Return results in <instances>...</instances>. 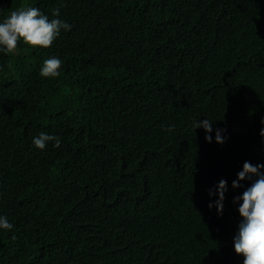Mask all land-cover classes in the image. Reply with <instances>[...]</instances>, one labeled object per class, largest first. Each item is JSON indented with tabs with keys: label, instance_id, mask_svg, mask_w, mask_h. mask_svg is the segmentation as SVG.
<instances>
[{
	"label": "trees",
	"instance_id": "obj_1",
	"mask_svg": "<svg viewBox=\"0 0 264 264\" xmlns=\"http://www.w3.org/2000/svg\"><path fill=\"white\" fill-rule=\"evenodd\" d=\"M24 5L72 27L0 52V264H243L251 182L232 183L264 164V0H0V22Z\"/></svg>",
	"mask_w": 264,
	"mask_h": 264
},
{
	"label": "clouds",
	"instance_id": "obj_2",
	"mask_svg": "<svg viewBox=\"0 0 264 264\" xmlns=\"http://www.w3.org/2000/svg\"><path fill=\"white\" fill-rule=\"evenodd\" d=\"M60 7H63L61 4ZM60 7L51 11V19L41 12L38 7L24 5L21 8L12 10L9 15L0 22V52L4 54H15L20 41L31 48L47 49L53 45L61 31L71 30V25L60 19ZM63 61L58 57H51L43 62L40 69V76L43 78H57L60 76V69ZM163 130L171 132L174 126L163 127ZM202 128L205 132V141L212 142L213 121L205 118L202 122L195 121L194 131ZM223 129L215 130V142L223 144L226 137ZM264 137V128L260 131ZM52 142L59 147L61 139L58 136L44 132L39 133L32 141L38 150H45ZM250 181V187L243 191L241 196L235 197L233 203H240L238 208L241 222L238 225V232L233 238L234 251L237 255L243 256V264H264V164L253 165L245 161L243 168L237 173L232 183V188L241 187L242 181ZM227 181L220 180L215 190H209V196H217L214 203H209V209L215 207L217 214L223 213V201L227 191ZM13 224L6 216L0 215V230L11 231Z\"/></svg>",
	"mask_w": 264,
	"mask_h": 264
}]
</instances>
